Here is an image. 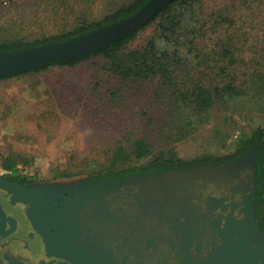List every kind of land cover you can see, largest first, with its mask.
<instances>
[{
  "label": "trees",
  "instance_id": "1",
  "mask_svg": "<svg viewBox=\"0 0 264 264\" xmlns=\"http://www.w3.org/2000/svg\"><path fill=\"white\" fill-rule=\"evenodd\" d=\"M148 1L40 0V14L33 23L44 18L53 22L56 30L34 37L26 35L16 23L9 24L0 8V51L69 40L126 19ZM231 1L209 14L204 0H173L146 25L100 50L8 73L0 80L54 66L82 67L77 75L82 81L60 83L59 91L52 94L60 103L57 109L61 117L67 118L76 109L96 117L108 111L121 123L122 108L144 100L137 111L133 110L138 127H121L101 151L104 160L97 164V172L91 171L96 173L89 176L103 178L174 168L184 159L173 145L209 121L217 103L228 108L238 107L239 101L264 114V0ZM97 4L99 17L92 18ZM152 25L154 33L146 41L135 43L140 32ZM149 84L151 90H147ZM152 126L158 130L161 145L150 136ZM228 145L237 154L247 149L257 154L256 216L264 231V126L242 131ZM2 161V166L14 173L23 172L20 163L29 164L24 154L14 151ZM60 175L72 173L66 170Z\"/></svg>",
  "mask_w": 264,
  "mask_h": 264
},
{
  "label": "flooded vegetation",
  "instance_id": "2",
  "mask_svg": "<svg viewBox=\"0 0 264 264\" xmlns=\"http://www.w3.org/2000/svg\"><path fill=\"white\" fill-rule=\"evenodd\" d=\"M251 150L64 182L5 169L4 264H222V231L243 218L253 189L256 210L257 154Z\"/></svg>",
  "mask_w": 264,
  "mask_h": 264
},
{
  "label": "rangeland",
  "instance_id": "3",
  "mask_svg": "<svg viewBox=\"0 0 264 264\" xmlns=\"http://www.w3.org/2000/svg\"><path fill=\"white\" fill-rule=\"evenodd\" d=\"M39 1L7 0L0 2V8L9 24L16 23L24 28L26 35L50 34L56 30L53 22L42 18L33 23V19L40 14ZM204 2L209 14L233 3L231 0ZM99 11L100 5L97 4L93 8L92 18H98ZM154 31V25L142 30L135 43L146 41ZM81 69L54 66L43 72L0 80V169L5 170L2 160L14 151L24 154L29 161L27 165L20 163L19 168L41 181L64 182L83 178L97 172V164L104 160L101 151L120 132L121 127H138L133 110H138L143 99L130 108H122L121 123H117L115 117H110L108 111L96 117L82 114L80 109H76L67 118L60 116L57 109L60 103L52 94L59 91L60 83L82 81L81 76L77 77ZM151 87V84L147 85V90H151ZM238 103V107L228 105V108L217 103L210 112L209 121L190 137L173 145L178 156L184 161H192L231 154L235 150L228 144L242 131L249 132L258 125L264 126L263 112ZM149 131L152 140L161 145L163 142L156 127L152 126ZM66 170L72 175H60Z\"/></svg>",
  "mask_w": 264,
  "mask_h": 264
},
{
  "label": "water",
  "instance_id": "4",
  "mask_svg": "<svg viewBox=\"0 0 264 264\" xmlns=\"http://www.w3.org/2000/svg\"><path fill=\"white\" fill-rule=\"evenodd\" d=\"M173 0H149L137 12L119 22L94 29L66 41L46 43L16 51H0V77L8 73H21L57 61H65L94 51L129 35L153 20ZM254 150L250 153L255 154ZM241 158V157H240ZM211 165L203 168H211ZM230 164L213 170L224 171ZM20 201L28 202L21 195ZM253 189L246 201L245 215L222 231V264H264V231L256 217ZM31 218H33L31 216ZM34 219V218H33ZM5 254L0 251V264ZM2 258V259H1Z\"/></svg>",
  "mask_w": 264,
  "mask_h": 264
},
{
  "label": "built area",
  "instance_id": "5",
  "mask_svg": "<svg viewBox=\"0 0 264 264\" xmlns=\"http://www.w3.org/2000/svg\"><path fill=\"white\" fill-rule=\"evenodd\" d=\"M5 172V170H3V169H0V173L2 174V173H4Z\"/></svg>",
  "mask_w": 264,
  "mask_h": 264
}]
</instances>
